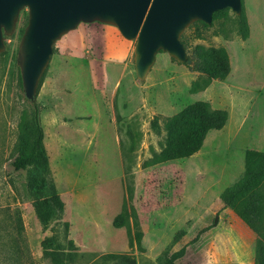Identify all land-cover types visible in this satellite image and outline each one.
<instances>
[{
    "label": "rangeland",
    "instance_id": "rangeland-1",
    "mask_svg": "<svg viewBox=\"0 0 264 264\" xmlns=\"http://www.w3.org/2000/svg\"><path fill=\"white\" fill-rule=\"evenodd\" d=\"M26 25L24 9L0 53V264H163L183 248L174 264H256L257 235L219 196L243 178L247 150L264 152V0H241L240 15L225 10L208 27L192 23L180 37L188 62L159 52L143 81L135 41L114 26L79 24L54 44L34 101L43 177L63 205L46 222L36 204L48 186L29 190L34 169L11 165L34 104L18 80ZM196 46L226 51V79L206 83L193 69ZM195 101L225 109L228 123L191 157L156 162L165 121Z\"/></svg>",
    "mask_w": 264,
    "mask_h": 264
},
{
    "label": "water",
    "instance_id": "water-1",
    "mask_svg": "<svg viewBox=\"0 0 264 264\" xmlns=\"http://www.w3.org/2000/svg\"><path fill=\"white\" fill-rule=\"evenodd\" d=\"M24 9L27 25L18 46L19 71L24 97L33 102L54 44L79 24L111 25L124 39L135 41L134 69L143 81L159 52L187 63L183 31L194 22L210 25L219 10L240 15L241 0H0V53Z\"/></svg>",
    "mask_w": 264,
    "mask_h": 264
},
{
    "label": "trees",
    "instance_id": "trees-1",
    "mask_svg": "<svg viewBox=\"0 0 264 264\" xmlns=\"http://www.w3.org/2000/svg\"><path fill=\"white\" fill-rule=\"evenodd\" d=\"M225 10L213 13L212 21L217 19ZM208 27L202 22H196ZM193 69L206 77V83L213 80H224L230 72V63L226 51L223 48H203L196 46L194 49ZM45 73V72H44ZM41 77L37 94L41 87ZM18 80L21 85L20 71L18 68ZM34 103V101L32 102ZM26 117L22 116L21 120ZM28 122L19 127L18 156L12 162L15 171L34 169L29 190L38 187L39 183L48 186L50 194L44 202L36 204V211L40 220L46 222L48 217L63 213V205L59 196L53 193V186H49L44 179L48 166V157L44 148V132L40 124L39 110L33 104V109ZM229 115L225 109H212L205 101H195L185 106L179 113L168 118L164 127L167 133L165 148L156 158V162H169L184 160L198 151L203 146L206 136L211 131H219L228 123ZM264 183V152L247 150L245 152V171L243 178L231 187L226 188L219 200L224 209L232 210L238 218L256 235L255 259L256 264H264V196L258 193V189ZM44 209V214L40 208ZM210 225L203 232L212 228ZM47 253L46 251H44ZM185 249H181L166 257L163 264H174L181 258ZM116 264H129L122 256H114Z\"/></svg>",
    "mask_w": 264,
    "mask_h": 264
}]
</instances>
